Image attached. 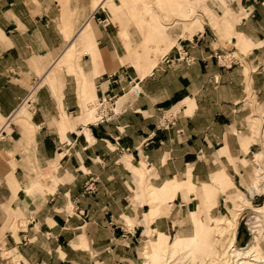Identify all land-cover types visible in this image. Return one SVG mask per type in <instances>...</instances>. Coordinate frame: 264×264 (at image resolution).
<instances>
[{
	"label": "crops",
	"instance_id": "crops-1",
	"mask_svg": "<svg viewBox=\"0 0 264 264\" xmlns=\"http://www.w3.org/2000/svg\"><path fill=\"white\" fill-rule=\"evenodd\" d=\"M157 1L178 16L183 4L204 2ZM205 2L199 30L183 38L175 29V43L167 48L168 40L133 24L127 9L112 11L110 3L119 6V0H0V122L17 117L23 103L20 118L32 129L29 135L11 123L0 138V264H114L126 258L131 248L123 243L133 238L125 217L140 219L149 209L141 198L142 172L151 199L174 196L170 211L157 206L149 224L169 236L183 227L177 207L184 214L198 211L201 193L214 194L213 187L218 202L212 210L220 211V189L232 181L242 185L249 172L242 161L250 162L255 149L253 143L242 149L247 118L253 103L264 109V0ZM79 37L83 53L70 59ZM178 44L188 63L156 69L165 54L176 56ZM143 48L168 49L145 74L139 67L156 55L147 63L134 52ZM129 78L140 79L141 93L119 97V115L100 124L85 121L83 91L96 99L107 92L120 96ZM45 81L56 84L41 85ZM91 182L93 191L85 193Z\"/></svg>",
	"mask_w": 264,
	"mask_h": 264
},
{
	"label": "rangeland",
	"instance_id": "rangeland-1",
	"mask_svg": "<svg viewBox=\"0 0 264 264\" xmlns=\"http://www.w3.org/2000/svg\"><path fill=\"white\" fill-rule=\"evenodd\" d=\"M205 1L206 0H204L202 3L189 2L185 5L183 4V6H181L182 9L180 8L181 12L183 13L179 16L172 11L171 15H169L167 8L166 10L162 9L163 6H160L162 3H159L157 0H119V6L113 5L111 3L110 5L112 11L114 12L127 9L133 24H135L137 27H141V29L146 32L149 28H151V30H149L150 32L152 31L150 34L154 37H158L161 39V41L163 39L168 40L167 48H169L175 43V39L177 38L176 35L174 36V39L170 37V32L173 33L175 29H181V37L183 38L187 37L185 35L188 33H190L188 35L190 37L192 33L199 30L198 28H200L202 23L206 20L205 12L208 11ZM164 7H166V5ZM163 13L164 16H168V18L163 19L164 16L161 17V14ZM174 16H176V19L173 18ZM163 21L173 24V26L167 29V25H165ZM148 33H145V37L149 36ZM83 42L84 40L82 37H79L75 40L74 48L71 49L72 51L70 59H73L77 57L78 54H80L82 49H78L77 46ZM146 44L147 43L143 42V45ZM236 45L238 46V44ZM167 50L168 49H164L160 52L149 51L145 48L139 51L134 50L135 55H139L138 57L140 59L144 58L147 63L150 62L149 55L154 54L155 52L154 56L156 55V57L154 60H151V64L139 67V69L142 70V74L148 73L153 66H156L161 55L167 52ZM137 52H139V54ZM66 54L67 52L61 56L58 64L61 63ZM219 60L225 63L227 58L221 57ZM37 82H39V80H37ZM44 83H47L48 85L56 84L55 81L51 83L45 81L41 85ZM32 89L33 88H31L29 94H31ZM127 90L128 88L125 91L126 94L128 93L131 95V93ZM35 93L36 89L31 94V97L28 100L29 103H26L30 115L32 113V108L30 110V106H28V104L34 102ZM83 93L85 100L82 105L81 114L84 116L85 121H93L94 112L89 113L87 116V111L89 109H93L92 107L94 106L92 105L89 107V105L92 104L91 102H95L96 98L91 97L87 91H83ZM185 103H187V101H185ZM252 105L251 115L247 118V130L249 134L248 137H245L247 140H245V142L242 144V149L244 152L248 150L250 143H253V146L255 147L253 152H251L249 155L250 162L244 160L242 161L245 163L244 165L249 168V172H246L247 175L245 179L242 180L241 186H238L232 181L233 185L228 187V190L223 191L222 188L220 189L224 194L222 197L225 199L223 209H220V211L217 212L212 210L217 205L218 195L217 189L210 187L215 191L214 194L201 193L202 195H200L204 198V203H200L204 205V208L202 207L198 211H191L187 212V214H184V212L177 207L176 210L180 212V219L186 218L185 222H183L181 219V221L177 224L179 226L180 223L182 224V230L177 229V231H175L171 236H169V234L163 233H161L162 235H159V232L156 229H152L149 224L159 214V207L157 206L163 205L168 209V203L174 196L173 194L166 193L162 194L156 199H151L147 193V190L150 186L148 183L145 184V177H143L144 174L142 172V174H139L141 176L140 178L142 179L140 183V190L142 191L141 198L142 202L148 203L149 209L148 206H146L140 211V219H138L137 215L133 220H129L130 217H125L127 219L126 222H128L129 225L128 228L131 229L133 241L123 243V246L126 249L131 248V250H129L127 256H125L126 258L120 257L114 261V264H152L154 256L156 259H158V264H165L167 260H169V262L166 264H218L217 261L219 260V256H228V253L230 252L229 250L231 249H235L238 253H247L246 255H248V257L245 260H241L246 261L248 264H264V262L259 263L249 261L251 258H257L258 260L260 258L264 259V109H256L254 108L255 104L253 103ZM24 109L25 107L21 109L22 111L17 115V117L10 121V123L5 127V130H10L11 123H18L21 125V127L25 128L23 130L24 133L31 135L32 129H29L28 118H20V116L24 113ZM5 121L6 119H1L0 126H2ZM60 156L61 155L57 156V158ZM143 167H145V165H143ZM54 169H56V165H53L51 168V170ZM47 174H49V171H47ZM44 180H47V178H44ZM92 183L93 182L85 186V193H90L93 191ZM189 189L190 190L188 191L190 192L194 191V187L193 189ZM185 196L189 197L187 193ZM188 197H186V199H188ZM244 199L247 201L245 202ZM199 201H201L200 198ZM241 204H243V210L238 216L236 226H233L234 218L236 213H238L237 210ZM150 208L152 212H148L149 214L146 213L148 210L150 211ZM69 209L70 212H72V208L69 207ZM167 211L170 210L168 209ZM191 215L194 216L192 217ZM203 216L206 219L202 224L201 218ZM233 227H236L235 233H238L236 237L235 234L232 235L234 230ZM255 230L257 232H254ZM201 231L202 236H200ZM219 231H222V235L218 234ZM198 237H202V240L197 242ZM155 240L159 241L158 245L150 253L151 256H149V258L145 257V251H151V249L147 246L148 243L152 241L155 242ZM231 240H233V242H231ZM195 241L198 243V246L196 245ZM254 243L258 245L253 246ZM82 244L83 245L81 247L87 248L85 241H83ZM15 260L16 259L13 258V261ZM222 260H224L222 262L223 264H239L241 261L239 260L237 262V258L233 257ZM92 264L104 263H99L97 260H95Z\"/></svg>",
	"mask_w": 264,
	"mask_h": 264
},
{
	"label": "built area",
	"instance_id": "built-area-1",
	"mask_svg": "<svg viewBox=\"0 0 264 264\" xmlns=\"http://www.w3.org/2000/svg\"><path fill=\"white\" fill-rule=\"evenodd\" d=\"M175 51H176L175 57H170L169 53L165 54L160 60V65L156 66V69H160L162 65H171L173 62L177 63V62L185 61L186 63H188V59H189L188 53L181 44L175 46ZM221 57L227 58L222 55L217 56V58L219 59H221ZM123 74H126V72H123ZM117 80H118V75L112 79L113 82H116ZM139 82L140 79L138 78L137 79L129 78V87L127 91H129L132 96H138L141 93ZM123 94H125V91H123V89H122V94L120 96H117L116 94H112L111 92H107L101 97L97 98L95 102H91L92 104L90 103L91 104L90 106L92 105L94 106V113H93L94 118L93 121H91V123L92 124L105 123L112 120L115 116L119 115L121 112H118L116 110L117 99L121 97ZM24 100H22L21 103ZM9 118L10 116L7 117L6 120H8ZM164 120L167 121V118L164 117ZM9 123L10 121H6L5 124H3V128L0 130V138L3 137L1 136V134L4 131V126L8 125ZM160 127L166 128L167 125L162 123Z\"/></svg>",
	"mask_w": 264,
	"mask_h": 264
},
{
	"label": "bare ground",
	"instance_id": "bare-ground-1",
	"mask_svg": "<svg viewBox=\"0 0 264 264\" xmlns=\"http://www.w3.org/2000/svg\"><path fill=\"white\" fill-rule=\"evenodd\" d=\"M87 25V24H86ZM88 26H86L85 28H87ZM79 30V29H78ZM86 30V29H85ZM84 30V31H85ZM92 30V29H91ZM89 31H90V29H89ZM79 32V31H78ZM84 33V32H83ZM87 33H88V30H87ZM83 35V34H82ZM118 100V99H117ZM22 104H21V106L17 109V111L15 112V114H18L19 113V111L22 109ZM89 107H91L90 105H89ZM93 109H89L88 110V112L89 113H92V112H94V107H92ZM26 111V110H25ZM16 116V115H15ZM14 117V116H13ZM12 117V118H13ZM7 121H9V120H7ZM7 126V125H6ZM219 181V180H218ZM188 186V185H187ZM246 202V201H245ZM244 202V203H245ZM243 204H241V205H239V209L237 210L238 211V213H236V216H235V218H234V225L233 226H236V222H237V219H238V216H239V214L241 213V211L243 210ZM193 212V211H192ZM192 216V215H191ZM194 216V215H193ZM192 216V217H193ZM223 221V220H222ZM231 224V223H230ZM233 234L232 235H234L235 234V232H236V227H233ZM254 232H257L256 230L254 231ZM156 233V232H155ZM152 234V233H151ZM159 235H162L161 233H158ZM219 235H222V231H219V233H218ZM150 235V234H149ZM219 235H218V237H219ZM236 235V234H235ZM151 236V235H150ZM149 236V237H150ZM147 238H148V236H147ZM148 240V239H147ZM200 240H202V237H198V239H197V242L198 241H200ZM158 240L156 241L155 240V242H149L148 243V247L151 249V251L150 252H148V250L147 251H145V257H148L149 258V256H151L150 255V253L153 251V249L158 245ZM196 242V241H195ZM196 242V245L198 246V243ZM231 242H233V240H231ZM192 243V242H191ZM256 245H258V244H256V243H254L253 244V246H256ZM252 247V246H251ZM147 249V248H146ZM230 252L228 253V256L227 255H225V256H219V260L217 261L218 262V264H223L222 262L224 261V260H222V259H227V258H237V262L239 261V260H241V259H243V260H245L247 257H248V255H246L247 253H238L235 249H231V250H229ZM213 252V251H212ZM170 257V256H169ZM172 257V256H171ZM225 257H227V258H225ZM255 257V256H254ZM147 258V259H148ZM152 258V257H151ZM222 260V261H221ZM243 260H241L240 261V263L239 264H248L246 261H243ZM151 261V260H150ZM149 261V262H150ZM163 261V260H162ZM249 261H253V262H259V263H263L264 262V259L263 258H260L259 260L257 259V258H251ZM169 262V260H167V262L166 263H168ZM165 263V264H166ZM152 264H158V259H156V257L154 256V258H153V260H152ZM162 264V263H161ZM164 264V263H163ZM238 264V263H237ZM249 264H255V263H249Z\"/></svg>",
	"mask_w": 264,
	"mask_h": 264
}]
</instances>
